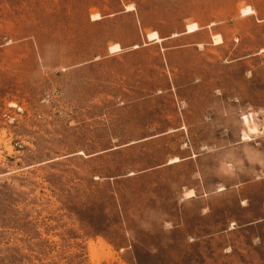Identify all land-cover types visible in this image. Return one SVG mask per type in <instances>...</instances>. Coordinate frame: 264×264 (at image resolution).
<instances>
[{"label": "rangeland", "instance_id": "1", "mask_svg": "<svg viewBox=\"0 0 264 264\" xmlns=\"http://www.w3.org/2000/svg\"><path fill=\"white\" fill-rule=\"evenodd\" d=\"M0 264H264V0H0Z\"/></svg>", "mask_w": 264, "mask_h": 264}, {"label": "bare ground", "instance_id": "2", "mask_svg": "<svg viewBox=\"0 0 264 264\" xmlns=\"http://www.w3.org/2000/svg\"><path fill=\"white\" fill-rule=\"evenodd\" d=\"M247 12L251 13L252 11L248 10ZM245 14V13H244ZM94 18V17H93ZM98 17H96L97 19ZM196 30H198L197 26L194 24V25H191L188 27V31L187 33H192V32H195ZM174 36H177V35H174ZM150 39H157V41H161L158 37H157V34L156 33H153V34H150L149 35ZM220 40V39H219ZM112 50H119L120 47L118 45H115L111 48Z\"/></svg>", "mask_w": 264, "mask_h": 264}]
</instances>
